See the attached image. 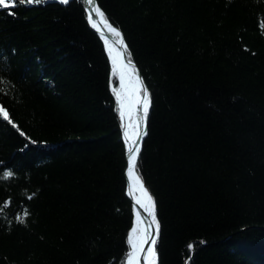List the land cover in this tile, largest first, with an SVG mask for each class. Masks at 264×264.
<instances>
[{"label":"trees","instance_id":"16d2710c","mask_svg":"<svg viewBox=\"0 0 264 264\" xmlns=\"http://www.w3.org/2000/svg\"><path fill=\"white\" fill-rule=\"evenodd\" d=\"M96 3L151 96L135 171L155 202L158 264H264V0ZM11 11L0 264H123L133 206L104 43L83 0Z\"/></svg>","mask_w":264,"mask_h":264},{"label":"snow or ice","instance_id":"6c2138e0","mask_svg":"<svg viewBox=\"0 0 264 264\" xmlns=\"http://www.w3.org/2000/svg\"><path fill=\"white\" fill-rule=\"evenodd\" d=\"M42 0H0V11L8 10L9 15H14L11 9L19 6L20 4H39ZM89 4H93L94 0H88ZM61 4H68L69 0H59ZM94 13L97 16L103 17V13L100 11L99 7L93 8ZM89 23L92 24L94 28H97L96 23L93 22L92 13H89L88 16ZM107 29L111 34L118 38L115 43L120 46V50L116 51L113 54V48L109 46L108 39L104 38L102 34V39L106 45L109 58L112 64V76H119L120 87L119 89L113 88L112 91L116 97L117 103L119 105V115L123 121L125 116L129 117L130 123L127 127H133L131 122L132 117L135 116V127L140 129V132H137V136L147 135V132L143 130V126L146 124L148 111L151 104L150 94L144 86L143 81L139 78L138 75L135 76L133 82V74L135 73V68L131 60V54L128 52L127 46L124 43L121 32L113 27L111 24H108L107 21H104ZM99 31V28H97ZM122 57H126V60ZM131 70V73L130 71ZM141 106L138 110L137 106ZM0 116L3 120L8 121L12 124L13 127H17L13 120L10 118L8 111L5 110L3 106H0ZM127 127L124 132L125 138H129V133ZM21 135L24 133L21 132ZM128 168L127 175L128 179L131 182V191L130 195L133 192H138L139 195L135 197L136 203L144 208L147 211L148 216L151 217L150 222L142 221L139 212L136 216L137 227H133L131 233L128 237V243L130 245V251L126 255L127 264H140L141 254H145L144 264H155L156 252L154 245L156 243V238L159 235V222L156 218L155 211V202L151 195L148 193L141 178L135 174L136 163H137V154L140 152L139 143L135 147L128 146ZM14 173L11 170H6L0 174V179L7 180L11 178ZM34 195V194H33ZM32 199V196L28 197ZM8 206V202H5L4 207ZM29 215L27 209L24 210L22 215L16 217L17 223H24L26 217ZM144 224V229H139L140 224ZM154 226V231H152ZM141 232L143 234H141ZM203 243V242H201ZM148 244V248L145 249L144 245ZM192 248V245H189V249Z\"/></svg>","mask_w":264,"mask_h":264},{"label":"bare ground","instance_id":"6f19581e","mask_svg":"<svg viewBox=\"0 0 264 264\" xmlns=\"http://www.w3.org/2000/svg\"><path fill=\"white\" fill-rule=\"evenodd\" d=\"M88 20H89V19H88ZM93 22L96 23L97 28H99V31L97 30V28H94V27L92 26V24H90V25H91V27H93V28L99 33V35L102 36V33H103L104 30L109 31V30L107 29L105 23H104L103 18L100 17V16H97L95 13H94V17H93ZM109 32H110V31H109ZM104 46H105L106 52H107V54H108V51H107V48H106L105 43H104ZM109 46H111V47L113 48V54H115V52L118 51V49L116 48V46H114L111 42H109ZM108 56H109V55H108ZM122 58L124 59V57H122ZM109 59H110V58H109ZM110 62H111V60H110ZM111 66H112V64H111ZM129 71H130V73H131V70H129ZM136 75H137V74H136V72H135V73L133 74V82H134V80H135V76H136ZM115 77H116L117 82H118V88H117V89H119V87H120L119 76L117 75V76H115ZM137 107H138V110H139V108H140L141 106L138 105ZM120 120H121V118H120ZM131 122L133 123V127H127L128 124L130 123L129 117H128L127 115L125 116V118H124L123 121L121 120V125H122V135H123L122 137H123V141H124V144H125L126 150L128 149V146H129V145L135 147V146L137 145V143L139 142V138H140V136H137V132H140V129H138V128L135 127V116L132 117ZM126 127H127V131H128V133H129V138H127V139H126L125 136H124V132H125ZM143 128H144V126H143ZM127 152H128V150H127ZM128 156H129V153H128L127 158H126V165H127V166H126V179H127L128 185H129V190L131 191V182L129 181V179H128V175H127ZM135 174L137 175L136 171H135ZM144 187H145V186H144ZM146 190H147V189H146ZM138 195H139L138 192H133V193H132L134 203H133V205H132V206H133V214H132L131 226H130V229H129V232H128V235H127V248H128V249H127V253L130 251V245H129V243H128V237H129V234L131 233V230H132L133 227H137L136 216H137V213L139 212L138 209H140V210L142 211L143 215H145V216L147 217L148 222L151 221V217L148 216L147 211H145L144 208H142L140 205H138V204L136 203L135 197L138 196ZM139 214H140V213H139ZM140 216H141V220L144 221V219H143V217H142L141 214H140ZM138 227H139V229H144L145 225L142 223V224H140ZM152 231H154V226H153ZM141 234H143V233L141 232ZM148 246H149L148 244H145V245H144V248L147 249ZM154 249H155V252H156V247H155V245H154ZM127 253H126V255H127ZM145 258H147V259H151L150 257H146L145 254H141L140 264H144V260H145ZM123 264H127L126 257H125V259H124ZM155 264H157V253H156V256H155Z\"/></svg>","mask_w":264,"mask_h":264},{"label":"water","instance_id":"95a60500","mask_svg":"<svg viewBox=\"0 0 264 264\" xmlns=\"http://www.w3.org/2000/svg\"><path fill=\"white\" fill-rule=\"evenodd\" d=\"M83 5H84L85 11H86L87 20H88V16H89V13H90V12L92 13V17H94V11H93V8H94V7H98V6H97V3H96V0H94L93 4H89L88 0H83ZM88 22H89V20H88ZM107 23H108V22H107ZM108 24H110V23H108ZM89 25H90V23H89ZM112 26H113V25H112ZM113 27H114V26H113ZM90 28H91L94 32H96V33L99 35V33H98L93 27H91V25H90ZM102 34H103L104 38L108 39L109 42H111L114 46H116V48L118 49V51L120 50V46H119L118 44L115 43V41H116L118 38L114 37V36L111 34V32L106 31V30H104ZM99 37L101 38V40H102L103 43H104V39H102V36L99 35ZM123 40H124V39H123ZM124 43H125V42H124ZM124 59L126 60V57H124ZM132 63H133V65H134V68H135V72H136V74H137V75L139 76V78L143 81L144 86H146V88H147V90H148V87H147V85L145 84V82H144V80H143V77H142L140 71L138 70L136 64H135L133 61H132ZM148 92H149V90H148ZM149 94H150V92H149ZM150 99H151V96H150ZM118 106H119V105H118ZM150 109H151V104H150V108H149V111H148L147 121H146V124L144 125V128H143V130L146 131V132H147V123H148V118H149ZM119 116H120V115H119ZM120 121H121V120H120ZM121 130H122V125H121ZM122 136H123V135H122ZM145 136H146V135H142V136H140V138H139V142H138V143H139L140 150H141L142 142H143ZM122 140H123V137H122ZM123 142H124V141H123ZM139 153H140V152H139ZM139 153L137 154V160H138V157H139ZM127 155H128V152H127L126 147H125V157H126V158H127ZM136 164H137V163H136ZM126 166H127V165H125V169H124V171H125V177H126ZM144 186H145V185H144ZM145 188H146V187H145ZM146 189H147V188H146ZM147 191H148V190H147ZM129 193H130L129 185H128V182H127V179H126V197L131 201V203H132V205H133V203H134L133 196H132V194L130 195ZM148 193H149V191H148ZM149 194H150V193H149ZM150 195H151V194H150ZM151 197H152V196H151ZM138 211H139V213L142 215L144 221L148 222L147 217H146L145 215H143L142 211H141L140 209H138ZM155 211H156V210H155ZM155 247H156V246H155ZM156 253H157V251H156ZM157 264H158V254H157Z\"/></svg>","mask_w":264,"mask_h":264},{"label":"rangeland","instance_id":"374dc122","mask_svg":"<svg viewBox=\"0 0 264 264\" xmlns=\"http://www.w3.org/2000/svg\"><path fill=\"white\" fill-rule=\"evenodd\" d=\"M43 1H45V0H43ZM46 1H49V0H46ZM56 1H59V0H56Z\"/></svg>","mask_w":264,"mask_h":264}]
</instances>
